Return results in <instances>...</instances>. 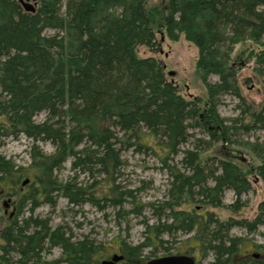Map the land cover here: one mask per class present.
<instances>
[{
  "label": "trees",
  "instance_id": "trees-1",
  "mask_svg": "<svg viewBox=\"0 0 264 264\" xmlns=\"http://www.w3.org/2000/svg\"><path fill=\"white\" fill-rule=\"evenodd\" d=\"M147 3L39 0L36 11L29 13L11 0H0V145L19 136L33 142L27 169L0 154V199L18 197L14 219L0 234L2 264H10L11 253L17 255L13 264H99L107 246L87 237L73 240L60 226L50 228L47 220L18 217L26 203L30 213L41 198L53 205L50 194L56 192L73 206L119 208L118 215L126 219L130 212L123 205L136 196L132 190H121L114 175L122 165L121 149L133 147L160 152L170 186L158 205L147 204L156 211L157 224H145L143 241L135 247L120 242L122 264H145L153 255L143 254L147 248L168 253L171 247L164 244L169 241L161 236L178 232L192 233L201 254L213 255L207 264H264L259 254L241 255L242 240L228 235L234 226L251 233L264 226V203L252 222L220 223L213 214L196 211L221 207L226 191L235 196L230 209L239 210L241 197L251 189L252 173L264 189V144L253 148L258 164L249 171L222 159L208 166L210 158L201 157L212 142L229 141L232 128L224 125L217 106L223 95L240 97L230 68L232 47L240 41L250 40L261 48L254 70L264 87V0H170L163 8L167 14L149 12ZM158 22L170 40L183 34L197 49L196 71L205 101L185 99L157 59L138 56L139 46L156 51ZM47 29L56 33L45 35ZM211 76L217 81L210 82ZM41 113L46 118L36 122ZM249 116L252 123L241 127L264 130V104ZM195 128L204 129L209 140L198 139L194 148L181 150L191 137L189 129ZM38 142L51 144L54 151L43 152ZM179 153L183 169L169 164ZM68 159L72 171L97 169L104 174V185L95 181L78 186L74 177L60 182L55 172ZM25 180L28 184L22 186ZM187 204L201 206L182 210ZM140 207L135 203L133 211ZM50 248H59L61 257L47 262L41 254Z\"/></svg>",
  "mask_w": 264,
  "mask_h": 264
},
{
  "label": "rangeland",
  "instance_id": "rangeland-1",
  "mask_svg": "<svg viewBox=\"0 0 264 264\" xmlns=\"http://www.w3.org/2000/svg\"><path fill=\"white\" fill-rule=\"evenodd\" d=\"M169 1L148 0L147 9L149 12L160 11L167 14L168 12L164 11L163 8ZM155 27L154 34L158 44L156 51H150L144 46H139L136 50L138 56L157 59L162 64L164 73L177 86L180 95L185 99L205 101V88L196 71L198 52L195 46L184 39L183 34H180L179 39L176 41L170 40L166 35L163 24L159 22ZM55 33L56 30L53 29H47L44 32L45 35ZM232 48L230 68L236 74L235 85L240 97H235L232 94L223 95L219 98L217 106V114L223 119L224 125L232 128L228 135L229 141L219 138L218 141L212 142L208 149L201 151V157L203 159L210 158L208 166L214 165L217 160L222 159L234 162L244 171H249L258 164L253 148L264 144V130L258 127L246 130L241 125H250L252 118L249 114L256 113L264 104L262 79L257 76V72L254 70L256 67L255 54L261 48L250 40L240 41ZM169 74H172V76H168ZM209 81L216 82L217 77L211 76ZM45 118L46 114L41 113L35 118V121L41 122ZM234 120L238 121L235 122ZM189 134L191 137L188 143L181 147V150L194 148V144L198 139L205 142L209 140L208 134L201 128L189 129ZM32 143L24 136L6 139L0 145V154L11 159L18 167L27 169L31 165L29 152ZM36 145L47 154L54 151V147L47 142H38ZM159 154V151L157 153L154 151L139 152L134 147L121 149L119 157L122 165L114 175L115 184H118L121 190H132L136 196L134 202L132 199H127L123 205V210L130 212L126 219H122V213L118 215L119 208L104 206L100 209L87 203L73 206L66 199L59 197L56 192H52L50 197L54 202L53 205L41 198L38 200L39 206L30 213L31 205L26 203L22 206L23 210L18 220L26 219L31 215L32 219L47 220L49 227L52 229L60 226L63 231L71 235L73 240L87 237L97 242V244H101L103 248L107 246L98 258L99 264L113 254L120 255V242H126L129 247H135L143 241L145 224L149 226L157 224L156 211H153L147 204L158 205L166 197L170 186L168 171L162 166ZM182 157L183 154L181 153L172 156L169 164L183 169L179 163ZM71 160L68 159L55 172L60 182L74 177L78 186L85 187L95 181L104 185V174L96 173L97 169H94L92 173L78 169L72 171ZM248 176L251 189L241 197L238 203L239 210L233 211L230 209V206L235 202V196L231 191H226L221 207L212 208L208 206L196 210L197 213H211L220 223L228 221L252 222L258 215L259 205L264 203V189L262 181L254 173ZM28 190V187L24 188L25 192ZM7 200H10L9 206L5 209L3 204ZM16 201H18L17 196L0 199V234L2 228L11 220L9 218L10 213L14 212L15 215L14 204ZM135 203L141 205L139 212L133 211ZM199 206L201 205L187 204L181 206V209L191 211L193 207L198 208ZM261 233H264V226L259 227L252 233L240 226H234L228 231L229 237H238L242 240L239 246L241 255L259 254V258L264 259V238ZM192 237V233L183 234L178 232L173 236L163 234L161 239L169 241L164 244V246L171 247L169 252L165 253L160 248H147L143 254L148 255L152 251L153 255L149 256L148 260H155L162 257L164 253L169 255L185 253L192 256L197 264H207L213 259V255L211 253L205 256L202 255L198 241ZM1 246L2 241L0 239V264L3 263ZM60 257L61 251L59 248H50L41 254V258L47 262L57 260ZM7 258L11 260L10 264H13L17 259V255L11 253Z\"/></svg>",
  "mask_w": 264,
  "mask_h": 264
},
{
  "label": "water",
  "instance_id": "water-1",
  "mask_svg": "<svg viewBox=\"0 0 264 264\" xmlns=\"http://www.w3.org/2000/svg\"><path fill=\"white\" fill-rule=\"evenodd\" d=\"M28 6H30V5H28ZM24 8L27 11H34L33 8H30L27 6H25ZM170 75H172V74H170ZM27 184H28V180H25L22 182V186H25ZM9 201L10 200H7V202H5L3 204L5 209L8 208ZM122 259H123L122 255L114 254L110 257V259L101 261L100 264H118L120 261H122ZM145 264H194V261L192 258L186 257V256H178V257L170 256V257H161V258H158L155 260H150V261L146 262Z\"/></svg>",
  "mask_w": 264,
  "mask_h": 264
},
{
  "label": "flooded vegetation",
  "instance_id": "flooded-vegetation-1",
  "mask_svg": "<svg viewBox=\"0 0 264 264\" xmlns=\"http://www.w3.org/2000/svg\"><path fill=\"white\" fill-rule=\"evenodd\" d=\"M13 3H15L17 6H18V8H20V9H22L23 11H25V12H29V13H33V12H35L36 11V8H37V6H38V3H39V0H11ZM28 5H30V6H28ZM25 6H27V7H30V8H33L34 9V11H27V10H25ZM14 217V212H12V213H10V215H9V218L10 219H12ZM170 256H176V257H178V256H186V257H190V258H192L193 259V261H194V264H197V262H196V260L192 257V256H190L189 254L187 255V254H173V255H164V256H162V257H170ZM245 256H247L246 254H245ZM252 256L254 257V258H258V254H252ZM161 258V257H160ZM107 259V258H106ZM109 259V258H108ZM119 264V263H118Z\"/></svg>",
  "mask_w": 264,
  "mask_h": 264
}]
</instances>
